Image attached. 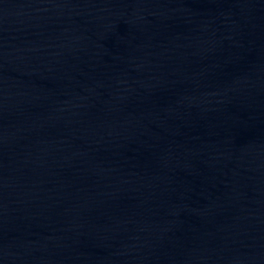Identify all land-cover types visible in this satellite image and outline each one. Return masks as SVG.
<instances>
[{
  "label": "water",
  "instance_id": "1",
  "mask_svg": "<svg viewBox=\"0 0 264 264\" xmlns=\"http://www.w3.org/2000/svg\"><path fill=\"white\" fill-rule=\"evenodd\" d=\"M0 264H264V0H0Z\"/></svg>",
  "mask_w": 264,
  "mask_h": 264
}]
</instances>
